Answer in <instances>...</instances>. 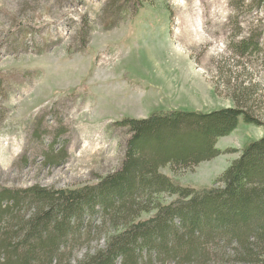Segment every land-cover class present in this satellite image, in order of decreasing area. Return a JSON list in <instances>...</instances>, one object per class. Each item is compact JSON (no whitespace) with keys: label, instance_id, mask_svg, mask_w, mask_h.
I'll return each mask as SVG.
<instances>
[{"label":"rangeland","instance_id":"rangeland-1","mask_svg":"<svg viewBox=\"0 0 264 264\" xmlns=\"http://www.w3.org/2000/svg\"><path fill=\"white\" fill-rule=\"evenodd\" d=\"M113 1L0 0L1 187L95 184L124 158L130 138L116 123L157 110L240 106L263 124L242 120L214 160L162 170L183 186L214 185L247 143L264 137V0H142L136 13V0H122L116 18ZM252 36L258 49L236 53ZM53 144L66 154L56 167L45 163ZM87 245L71 264L104 240ZM211 253L210 264H235Z\"/></svg>","mask_w":264,"mask_h":264},{"label":"trees","instance_id":"trees-1","mask_svg":"<svg viewBox=\"0 0 264 264\" xmlns=\"http://www.w3.org/2000/svg\"><path fill=\"white\" fill-rule=\"evenodd\" d=\"M120 1L108 7L113 18ZM136 1L134 13L142 0ZM256 40L238 43L235 52L258 49ZM242 120L263 126L240 106L123 118L115 127L126 129L130 139L121 166L97 183L74 189L0 186V264H71L76 249L102 240L77 264H210L213 248L235 264H264V137L247 143L212 186H183L162 172L179 173L219 157V141ZM42 131L40 123L34 137H43ZM55 146L45 154L46 166L66 159Z\"/></svg>","mask_w":264,"mask_h":264}]
</instances>
